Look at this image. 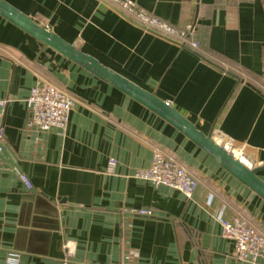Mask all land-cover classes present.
I'll return each mask as SVG.
<instances>
[{"label":"crops","instance_id":"obj_1","mask_svg":"<svg viewBox=\"0 0 264 264\" xmlns=\"http://www.w3.org/2000/svg\"><path fill=\"white\" fill-rule=\"evenodd\" d=\"M6 1L230 141L246 165L264 166V0H131L175 27L191 24L196 51L99 0ZM38 81L76 100L63 132L26 127ZM0 102V264H59L66 243L88 264H264L237 259L218 223L238 215L264 235L263 199L152 111L1 16ZM154 150L195 178L191 199L134 176Z\"/></svg>","mask_w":264,"mask_h":264},{"label":"built area","instance_id":"obj_2","mask_svg":"<svg viewBox=\"0 0 264 264\" xmlns=\"http://www.w3.org/2000/svg\"><path fill=\"white\" fill-rule=\"evenodd\" d=\"M102 3L128 12L137 18L138 24L148 31H153L171 40L182 44L184 40L194 31L191 24L183 27H175L157 17L147 14L144 10L137 8L131 0H99ZM192 48L197 46L196 41L190 43ZM76 103L75 98L66 91L55 85L38 81L32 87L26 99L27 107V128H35L46 131L56 128L63 132L67 126L70 112ZM4 104V102H0ZM218 142V141H217ZM221 142V141H220ZM219 142V143H220ZM221 144V143H220ZM228 150L232 149L230 141L222 143ZM4 151L3 134L0 130V158ZM232 152V150H231ZM113 159L109 160L107 171H112L115 166ZM136 178L148 181L154 186H168L180 191L187 199H191L196 189V180L191 173L182 166L175 158L165 155L159 150H154L151 165L147 169L137 170ZM26 188H30L29 179L21 174ZM136 213L143 216H151L152 212L147 209L138 210ZM223 237L233 241V253L237 259L245 260L251 258L255 260L261 257L264 261V235L247 224L241 217L234 216L231 219L219 218ZM67 254L61 259L59 264H88L72 259V248L66 243Z\"/></svg>","mask_w":264,"mask_h":264},{"label":"water","instance_id":"obj_3","mask_svg":"<svg viewBox=\"0 0 264 264\" xmlns=\"http://www.w3.org/2000/svg\"><path fill=\"white\" fill-rule=\"evenodd\" d=\"M0 16L47 48L57 52L152 111L193 142L231 176L264 200V181L258 174L264 170V166L251 167L246 165L233 152L214 140L210 133H204L169 102L104 65L92 55L83 52L75 44L66 41L55 32L37 23L6 0H0Z\"/></svg>","mask_w":264,"mask_h":264},{"label":"trees","instance_id":"obj_4","mask_svg":"<svg viewBox=\"0 0 264 264\" xmlns=\"http://www.w3.org/2000/svg\"><path fill=\"white\" fill-rule=\"evenodd\" d=\"M189 37H190V35L184 40V42L181 45L185 46V47H188V48H191L192 50L196 51L197 50L196 48H197L198 44H197V46L195 48H192L191 45H190L191 41L189 42Z\"/></svg>","mask_w":264,"mask_h":264},{"label":"bare ground","instance_id":"obj_5","mask_svg":"<svg viewBox=\"0 0 264 264\" xmlns=\"http://www.w3.org/2000/svg\"><path fill=\"white\" fill-rule=\"evenodd\" d=\"M234 152V154L236 155V152L235 151H233Z\"/></svg>","mask_w":264,"mask_h":264}]
</instances>
